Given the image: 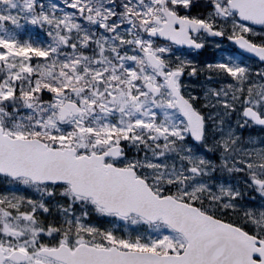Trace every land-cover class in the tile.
I'll list each match as a JSON object with an SVG mask.
<instances>
[{
	"label": "snow or ice",
	"instance_id": "1",
	"mask_svg": "<svg viewBox=\"0 0 264 264\" xmlns=\"http://www.w3.org/2000/svg\"><path fill=\"white\" fill-rule=\"evenodd\" d=\"M0 264H264V0H0Z\"/></svg>",
	"mask_w": 264,
	"mask_h": 264
}]
</instances>
